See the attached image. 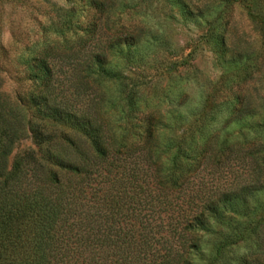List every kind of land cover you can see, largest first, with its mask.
<instances>
[{"label": "trees", "instance_id": "obj_1", "mask_svg": "<svg viewBox=\"0 0 264 264\" xmlns=\"http://www.w3.org/2000/svg\"><path fill=\"white\" fill-rule=\"evenodd\" d=\"M222 1L225 7L235 0ZM245 1L247 7L258 0ZM221 7L204 1L198 10L215 18ZM136 36L112 33L106 45L89 49L39 50L24 61L31 90L0 89V264H264L262 245L230 259L222 256L264 222V213L233 224L225 217L238 215L236 204L264 186V169L256 160L264 137L245 146L218 143L216 134L198 145L186 143L185 129L164 136L166 125L150 111L137 139H131L133 126H113L97 109L96 96L79 101L76 90L64 86L72 77L70 72L65 77L69 68L84 84L91 82V72H104L109 48L128 47ZM219 44L225 48L224 37ZM256 98L237 93L230 118L238 122L259 107L264 126V98ZM26 136L37 151L22 150L9 165L16 141ZM225 151L244 159L233 186L183 190L191 169L181 159L193 155L197 162L205 152L215 158ZM210 220L224 222L214 232L212 251L203 247Z\"/></svg>", "mask_w": 264, "mask_h": 264}, {"label": "rangeland", "instance_id": "obj_2", "mask_svg": "<svg viewBox=\"0 0 264 264\" xmlns=\"http://www.w3.org/2000/svg\"><path fill=\"white\" fill-rule=\"evenodd\" d=\"M204 1L222 6L215 18L212 12L202 15L198 10ZM263 4L264 0L247 7L245 0L225 7L222 0H0V89L31 90L33 83L25 76L24 61L39 50L89 49L106 45L112 33L131 32L137 35L136 42L109 48L104 72H91V82H81L71 68L66 71L65 77L69 78V72L72 77L64 86L70 84L69 90H76L77 100L86 102L87 97L96 96L97 109L113 126H133L131 139L141 132L143 115L155 111L159 123L166 125L161 126L164 136L185 129L186 143L193 140L198 145L216 134L218 143L245 146L252 139L263 140L262 109L258 107L255 114L238 122L230 116L237 93L249 94L255 101L257 96L264 98ZM221 37L225 48L219 44ZM160 124L155 123L158 130ZM27 149L36 152L38 147L29 136L17 140L8 164ZM170 151L172 154L174 149ZM206 155L197 162L193 155L181 159V166L191 169L183 190L205 193L212 187H231L238 180L244 159L236 157L241 153ZM256 160L263 170L264 151ZM242 172L246 177L247 172ZM260 178L264 179L263 174ZM236 208L238 215L225 212L230 224L263 214L264 186ZM221 222L210 220V231L203 240L208 251L215 248L211 243ZM257 245L264 246L262 221L255 232L222 256L230 259L256 250Z\"/></svg>", "mask_w": 264, "mask_h": 264}]
</instances>
